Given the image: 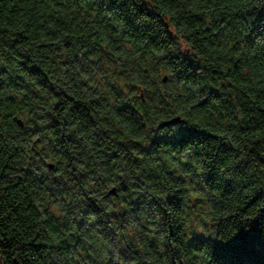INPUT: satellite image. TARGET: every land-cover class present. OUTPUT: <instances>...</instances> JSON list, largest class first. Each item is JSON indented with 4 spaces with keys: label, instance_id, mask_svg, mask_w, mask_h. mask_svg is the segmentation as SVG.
<instances>
[{
    "label": "trees",
    "instance_id": "1",
    "mask_svg": "<svg viewBox=\"0 0 264 264\" xmlns=\"http://www.w3.org/2000/svg\"><path fill=\"white\" fill-rule=\"evenodd\" d=\"M0 264H264V0H0Z\"/></svg>",
    "mask_w": 264,
    "mask_h": 264
},
{
    "label": "water",
    "instance_id": "2",
    "mask_svg": "<svg viewBox=\"0 0 264 264\" xmlns=\"http://www.w3.org/2000/svg\"><path fill=\"white\" fill-rule=\"evenodd\" d=\"M163 80L166 81V80H167V76H165V77L163 78ZM181 121H182V119H181L180 116H175V117H173V118H171V119H169V120L163 122L162 125L173 124V123L181 122ZM49 167H50V168H53V167H54V164H53V163H49ZM115 191H116V189H115V188H112L109 192H110V193H115Z\"/></svg>",
    "mask_w": 264,
    "mask_h": 264
}]
</instances>
